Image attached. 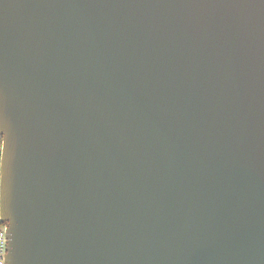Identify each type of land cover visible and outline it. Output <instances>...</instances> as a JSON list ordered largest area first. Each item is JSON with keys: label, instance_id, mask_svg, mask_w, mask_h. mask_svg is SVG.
Returning <instances> with one entry per match:
<instances>
[{"label": "water", "instance_id": "obj_1", "mask_svg": "<svg viewBox=\"0 0 264 264\" xmlns=\"http://www.w3.org/2000/svg\"><path fill=\"white\" fill-rule=\"evenodd\" d=\"M5 264H264V0H0Z\"/></svg>", "mask_w": 264, "mask_h": 264}, {"label": "built area", "instance_id": "obj_2", "mask_svg": "<svg viewBox=\"0 0 264 264\" xmlns=\"http://www.w3.org/2000/svg\"><path fill=\"white\" fill-rule=\"evenodd\" d=\"M5 246H6L5 231H3L0 233V253L5 252ZM4 256L0 255V264H5Z\"/></svg>", "mask_w": 264, "mask_h": 264}, {"label": "trees", "instance_id": "obj_3", "mask_svg": "<svg viewBox=\"0 0 264 264\" xmlns=\"http://www.w3.org/2000/svg\"><path fill=\"white\" fill-rule=\"evenodd\" d=\"M1 151H2V148H0V166H1ZM5 227H6L5 223H3L0 219V233L4 231Z\"/></svg>", "mask_w": 264, "mask_h": 264}, {"label": "clouds", "instance_id": "obj_4", "mask_svg": "<svg viewBox=\"0 0 264 264\" xmlns=\"http://www.w3.org/2000/svg\"><path fill=\"white\" fill-rule=\"evenodd\" d=\"M2 146H3V137L0 136V148H2Z\"/></svg>", "mask_w": 264, "mask_h": 264}, {"label": "rangeland", "instance_id": "obj_5", "mask_svg": "<svg viewBox=\"0 0 264 264\" xmlns=\"http://www.w3.org/2000/svg\"><path fill=\"white\" fill-rule=\"evenodd\" d=\"M4 231H5V229H4ZM5 252H6V251H5ZM5 252H4V253H0V255H3V256H4V255H5Z\"/></svg>", "mask_w": 264, "mask_h": 264}, {"label": "snow or ice", "instance_id": "obj_6", "mask_svg": "<svg viewBox=\"0 0 264 264\" xmlns=\"http://www.w3.org/2000/svg\"><path fill=\"white\" fill-rule=\"evenodd\" d=\"M0 132H2V129H0Z\"/></svg>", "mask_w": 264, "mask_h": 264}]
</instances>
